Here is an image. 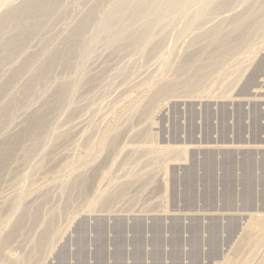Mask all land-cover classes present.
Segmentation results:
<instances>
[{
    "label": "rangeland",
    "instance_id": "1",
    "mask_svg": "<svg viewBox=\"0 0 264 264\" xmlns=\"http://www.w3.org/2000/svg\"><path fill=\"white\" fill-rule=\"evenodd\" d=\"M232 1L228 8H219L207 14L199 22L202 25L190 27L182 11L178 12L175 18L167 16L166 21L170 23L157 38L160 41L159 46L154 43L157 44V50H154L156 47L152 44L154 49L151 53L149 51V54L117 50V53H120L115 55V58L114 54L117 53L112 48L104 50L101 47L100 50L98 47L97 52L95 50L84 66L87 79L83 81L86 82L89 77L90 81L85 84L82 81L84 85L81 83L79 91L75 92L76 98L73 97L71 102L74 104H70V108L68 106V109H73L69 110L73 113L65 108L56 114L57 116L50 117V138L34 148L32 154L30 152L27 155L24 153L29 146L26 144L29 143L24 140L26 144L21 143L22 146L20 145L9 162L7 161L4 172L0 173V220L3 224L0 226V235L8 232L16 223L22 207L36 205L45 217L48 214H56V217L53 215L56 232L38 255H35V252V256L29 255L33 253V249L29 250L33 247L31 236L34 232L35 235L39 233L40 227L37 222L26 223L13 241L2 250L5 254L2 262L5 261L6 264L7 260L10 262L9 260L19 259L23 255L20 264H223L226 258L232 256L249 218L264 214L263 37L257 35L254 39L246 41L242 48L232 49L233 53L230 52L232 54L216 67V71L209 72L195 89L190 88L187 92L189 89L180 91L185 88L180 87V92H175L176 94L160 96L155 99V107L153 106L147 117L141 114L144 108L142 105L147 104V100L154 94L150 92L154 90L153 87L163 82L175 83L182 78V71L186 72L184 60L187 58V63V56L198 49L201 51L208 42L206 36H202L207 40L206 43L202 37L199 38L205 29L212 32L217 27H222L223 32L228 31L230 19L239 17L243 11L253 8L254 2H258ZM19 2L21 0H9L7 6L0 5V13L5 7L15 6ZM84 2L82 3L85 4ZM211 4L216 5L215 2ZM68 6L70 7L67 16L71 14L73 19L62 17V20L60 16L62 21H58V18L51 23L53 26L50 28L54 34H49L47 27L41 37L58 35V31L60 34L62 30L64 32L70 29L68 25H72L83 14L87 5L75 2ZM196 8V4H189L187 14L193 13ZM64 18L68 21H64ZM50 28L48 31H51ZM196 34L198 39L194 38ZM232 36L236 38V35ZM235 38L233 42L238 40ZM196 39L202 40L197 41V44ZM39 42L35 40L29 45L27 53L36 52ZM191 44L195 47L192 50L193 47L188 46ZM211 51L213 50H209ZM11 66L12 63L0 65L1 78L9 74ZM181 66L185 68L182 69ZM64 71L60 69L54 74L59 77L61 74L58 73ZM70 72L66 71V76L62 74L63 78H69L70 75L73 77ZM58 77L55 79H63L62 76ZM147 86L149 87L146 88ZM41 89L37 88V91L40 92ZM43 89L45 93L42 94H50L52 90ZM49 94L43 97L49 98ZM40 104H33L32 109L29 108L30 112L39 109ZM137 104H140L139 109L134 108ZM136 108L140 113H137ZM27 112L14 111L9 127L6 126L7 128L0 132V141L7 140L22 130L24 118L30 114ZM108 126H118L115 130L119 131L118 146L116 144L112 153L119 150L115 154L117 156L120 150H123L121 155H125L119 157L129 160L121 161L123 159L112 156L111 150L107 149L108 151L102 152L100 158L95 160L96 163L93 161L86 165L82 172L77 170L79 174L75 172L73 179H82L80 172L84 173L82 176H90V190H86V196H80L82 199L75 196L76 193L72 190L71 196H75L73 200L79 199L73 204L71 202L70 206V203L66 202L68 193L65 195L66 192L59 188L58 179L54 180L52 177L56 173L54 169L57 170L64 162H72L83 155L87 142L97 139ZM145 133L150 134V137ZM140 146H144L143 149L146 147L144 150L149 153V146L152 151V146H184V151L166 154L167 156L161 153L162 156H158H161V159L156 160L154 153L153 155L152 152H144ZM124 147H132L129 155V150L126 151ZM128 156H131V159ZM112 158H116V164L118 159L121 162L117 165L114 163L113 166ZM109 162H112V166H109ZM155 165H163L164 168ZM92 170L94 174H98L93 176ZM103 171H108L104 181L99 177V173L101 176ZM126 178L131 180L125 182ZM122 182L130 183L129 187L125 185L126 190H129L127 193L125 190L126 195H118L115 199L117 202L114 200L115 204H110L111 207L102 205L103 201H100L105 198L103 195L108 192L110 195L117 194ZM104 188H107V191ZM36 189L37 191H34ZM99 190L102 193L97 192ZM108 194L107 196H110ZM96 196L100 199L95 198L93 201L97 199L99 203L96 202L101 206L95 201L94 205L91 200ZM18 197L21 203L16 207L15 201ZM65 203L66 205H63ZM64 206L68 208L64 210ZM58 208L62 210L59 211ZM34 223L38 228L29 229V224L33 226ZM257 247L253 253L255 256L252 255L247 264L263 262L264 236Z\"/></svg>",
    "mask_w": 264,
    "mask_h": 264
},
{
    "label": "bare ground",
    "instance_id": "2",
    "mask_svg": "<svg viewBox=\"0 0 264 264\" xmlns=\"http://www.w3.org/2000/svg\"><path fill=\"white\" fill-rule=\"evenodd\" d=\"M83 1H85L84 2L85 4L82 3ZM257 1H256L257 3L254 2L253 8H248L246 12L243 11L240 16L237 13L238 14L237 16L239 17L230 19V24H229L230 28L228 29V31L223 32L224 29L222 27H217L216 29L214 28L215 30L212 32H209V31L207 32L205 29L204 30L205 32L202 33L199 38H201L202 36L205 38L206 36V39L208 40V42L206 46H204L203 48L207 47L209 49L207 50V48L206 49L201 48L204 51L202 50L199 51L200 49L198 48L200 47L197 46L198 51L194 50L196 52H193L192 54L190 53L191 55L189 54L190 56L189 55L187 56L189 57L187 60V63H185L187 58L184 60V64L186 65V72L185 70L184 71L181 70L182 72H184V74L182 72H178L179 74H183L182 78L179 74H177L180 76L179 78H181L180 80H178L180 83H182L181 86H180V83H177L178 81L174 79L176 81L175 83H170V82L164 83L162 81L163 83L157 84L155 88L153 87L154 90L150 92H154V94L153 96L151 95L150 99H148L149 101L147 100V104L142 105V107L144 108L142 109L141 114L147 117L150 111L155 107L154 106V103L156 102L155 99L159 98L160 96L167 95L169 93L174 94L175 92L179 91L180 87H185V88H182L180 91H182L183 89L185 90L189 89L187 90V92L190 91V88L195 89L198 86V84L203 81V78H205V76L207 77V74H210L209 72L212 73V71L213 72L216 71V67H219L218 65H220L223 62V60H225L228 56H230L233 53L231 51L232 49L237 50V49L242 48L247 43L246 41H249V39L252 40V38L254 39L255 37H257V35H259V37H263L262 40L264 41V0H257ZM8 2L9 0H5V1L3 0L2 2H0L2 3L0 5L7 6ZM75 2L76 3L79 2V4H82L83 6L87 5L85 6L86 8L85 11H83V14H81V16L79 17L77 16L78 18L76 17L77 19L73 22L72 25H68V27L70 28V29H67L68 31L65 30L63 32L62 30L60 34L58 31L57 32L58 35L57 34L53 35L54 32H52V29L50 28L53 26L51 25V23L57 20L60 16H61V19L62 17L69 19L71 14L69 17L67 16V14H69L68 10L70 7L68 5L75 3ZM214 2L216 5L211 4ZM231 2L233 1L232 0H21V2H19L15 6L5 7L6 9H4L3 11L1 10V13H0V65L12 63V66L9 69L10 72L7 76L2 77V78L0 77V132L2 129L5 130L7 128L6 126H8V124L10 123V120L15 110L16 111L22 110V112L25 111V113L28 111L27 113H29L30 109H32L31 106L41 103L40 104L41 107L38 106L39 109L37 108L36 111L32 110L33 111L32 113L30 112V114L26 115V117L24 118L25 120L23 121L24 125L22 127V130L19 133L17 134L15 133L14 136L11 135V137L7 140L0 141V173L2 174L4 172V169H6L7 167L6 166L7 161L9 162V159L14 154V151H16V149L20 147L21 143H24L23 142L24 140L29 143V144L24 143L26 144V146L29 145L27 146L28 148L26 149L24 148L26 150V151L24 150L26 153L23 152L24 154L27 155V153H30V152L32 154L34 148L38 147V145L44 142V140H47L48 138H50V135H48L49 132L51 131L50 129L51 126L49 124L50 117H53V115L57 116L56 114L65 110V108L68 109V106L70 108L72 106V105L70 106V104H74L71 102H73V99L76 98L74 97L75 95H77L75 94V92L79 91L78 88L81 87L80 85L82 81L84 79L85 80L87 79V75L86 76L84 75V71L86 70L84 69L85 63H87L86 61L89 62V60L93 56V53L98 47H100L98 48L100 50H102L101 47L104 50L105 48H107V50L108 48L110 49L112 48L113 51L116 50V53H117V50H119L120 52L121 50L122 51L129 50L130 52L139 51L142 54H149V51L151 53V50L154 49L153 47L154 43L158 44L160 42L157 38L158 36L161 35V33L163 34L162 30L165 31L167 28V24L170 23L166 21L167 16L171 15L172 18H175L177 17L176 15L178 14V12L182 11L184 12L186 21L189 22L188 23L189 26L193 27V25L197 26L198 24H200L199 22L201 19H204V17L207 14L214 12L216 9H219V8L223 9V7L228 8L229 5L232 4ZM193 3L197 5L196 10H194L193 13L187 14V10H188L187 7L189 6V4H193ZM244 3L246 2L244 1ZM75 5L79 6L78 4H75ZM65 18H64V21L66 20ZM61 19L59 18L58 21ZM71 19H73V17ZM67 21L68 20H66V22ZM172 21L173 20H171V22ZM47 27H49L51 31H48L49 28ZM198 27H201V26H198ZM46 28L49 34L51 33L53 34L51 36L47 35V37L43 38L41 36H43L42 35L43 31ZM44 33L46 34V32ZM232 35H236V38L235 36L234 38L238 40L233 42L234 38H232L233 37ZM203 37L202 39L204 40ZM194 38L198 39V35ZM197 39H196V42L202 40V39H199V40ZM230 39H232V41ZM35 40L38 42L40 41L39 42L40 45L35 43V45H38L39 49H37V51L34 53H27L30 47L29 45H32V43H34ZM206 41L204 43H206ZM157 44H155L154 46L156 47ZM159 44L157 45V47L159 46ZM188 46L193 47L194 44L193 45L191 44ZM157 47L154 50H157ZM194 48L195 47L191 48V50ZM205 50L207 51L205 52ZM209 50H213V51L209 52ZM118 53L114 54V56L115 55L118 56ZM60 69L63 71L64 69H66V71L70 70L71 71L70 73H72L73 77H71L70 75L69 78H66V79L63 78L62 74L66 72L64 71L62 73H58V75L61 74L59 75V77L62 76L61 78L63 79L56 80L57 79L56 77L58 76L57 74L55 76L54 73ZM54 76L56 79L54 78ZM64 76H66V74H64ZM179 78H176V79H179ZM88 79L89 80H87L86 82L83 81V83L85 84L89 82L90 77ZM174 80H171V82ZM83 83L82 85H84ZM148 87L149 86H147L146 88ZM37 88L39 89L49 88L50 90L52 88L51 93H50L51 95L47 92L46 94L50 95V96L49 95L47 96L49 98H46L45 96L43 97V95H46V94H42V93H45L44 89L43 90L41 89L39 90L40 92H38ZM141 96H142V93H141ZM127 102L128 103H126V105L127 104L129 105V101ZM119 104H123V103H119ZM127 106L126 108H128ZM138 106H140V104H137V106L135 105L134 108L135 107L138 108ZM137 108H136V111H137ZM71 109H68V111ZM118 109H121V108H118ZM124 109L123 111L125 112ZM138 111L140 113V110ZM69 112L73 113V111H69ZM138 116H140V114ZM115 127L116 126H112V127L108 126V128H106V131L104 133H102L101 135H98L97 139L94 138L95 140H89V142H87L86 144L87 149L84 152V154L83 155L78 154L81 156H79L76 160L74 159L75 160V161L73 160L74 162L73 161L72 162L68 161L64 163L62 162L63 164L57 167V170L54 169L56 173L54 172L55 175L52 177H54V180L58 179L59 181L58 185L60 186L59 188L63 192H66L65 195L67 193L69 194V196H67L68 194L66 195V197H69L68 200H66V202L67 203L69 202L70 206H72L71 202L73 204L74 201L79 199L77 198L76 200H73L75 199V196L77 197L86 196L85 193L88 192L86 190L88 189V187H90L89 180L91 178H89L90 176L88 177L84 175L85 178L84 176H82L84 174V173L83 174L81 173L82 168L87 167L86 165L90 164L93 161L95 162V160L100 155H102V152H104L105 150L108 151L107 149H110L112 156L116 158L117 156L119 157L121 155L123 150L122 151L120 150L117 156L115 155L119 151L118 147L115 148L118 151H116V153L113 152L114 154L112 153V149L114 151V147L118 143L117 141L119 138V135H118L119 131L116 132L117 129L115 130ZM142 133H143V130H142ZM149 135L150 134H148V137H150ZM91 139H93V137ZM140 147L143 149L144 146L143 147L140 146ZM149 147L148 149H150V151L152 152L150 153L155 154L156 158L155 157L153 158H155L156 160L157 158H160L162 156L161 153H165V155L166 154L172 155L175 152L183 153L184 151V146H177V147L176 146L175 147L163 146L161 148L157 146H152L153 151L151 150V147L150 148ZM134 148L136 149V147ZM131 149H126V151L129 150L127 152V155H129L128 153L131 151ZM144 149H143L144 152L147 151V153H149L148 150H144ZM109 153L107 152V154ZM159 154L161 155L160 157H158ZM123 155H125V153ZM179 156H182V155H179ZM163 157H164V154H163ZM116 158H114V160ZM119 158L123 159L122 157H119ZM124 159H126V162H128L127 161L128 158H124ZM124 159L121 161H125ZM114 160L112 161L113 166L116 164ZM64 161H66V159ZM117 161L121 162L119 159ZM118 162L117 164H119ZM111 163L109 166H112ZM152 164L153 163H151V166ZM160 166L157 165L156 167H160ZM164 166H165V163H164ZM162 167L163 165L161 166V168ZM91 168H93V166H91ZM77 170L81 171L80 178L83 177L80 180L77 177L75 178L78 180L73 179L74 178L73 176H75L74 173ZM87 171H90V170H87ZM103 172L104 173L101 176L100 174L102 173V171L101 173H99V177L102 178L101 180L106 178L107 177L106 175L108 174V171L106 172L103 171ZM95 174L93 171V176ZM87 177H88V181H87ZM93 178H96V177H93ZM97 179H98V176H97ZM126 179L127 181L125 182H129L131 180L129 178H126ZM96 181L98 182V180ZM98 183L100 184V182ZM116 183L114 184L115 186H116ZM128 184L130 183L126 184L122 182L121 186L118 185L120 187L117 186L119 190L117 191L118 192L117 194L110 195V193L108 192L109 194L106 193L105 195H103L105 196V198L104 199L101 198L102 200L100 201L101 203L103 201L102 205L105 204L107 205V208H108L110 204L111 205L115 204L117 202L115 200L116 197H118V195L123 196L126 190L125 185L129 187ZM37 186L41 187V185H37ZM148 186H149V183H148ZM42 189H43V186H42ZM106 189L105 191H107ZM72 190H74V193H76L74 194L75 196L73 195L74 197L71 196V194H73ZM100 190L97 192L102 193V191ZM140 190H143V189H140ZM34 191H37V189ZM105 191L103 192L105 193ZM127 191L129 190L127 189L126 193ZM39 192L40 191L38 190V193ZM107 194L110 196H107ZM60 195L62 194L60 193ZM65 195L63 193L64 198H65ZM95 198H98V197L96 196L92 198L91 200L93 201V199ZM98 199H100V197ZM114 200H115V203H114ZM94 201L96 202L98 200L96 199ZM15 202H16V207H18L21 203V199L19 198ZM95 202H94V205H96L97 203ZM63 205H66V203ZM66 208L68 207L66 206L64 210ZM58 210L60 211L62 209L58 208ZM53 215H51L52 216L51 217L48 214L46 215L47 217L46 218L45 215L44 216L42 215L41 210L36 205L22 207L20 209L19 216H18V219L16 220V223L10 228L8 232L0 235V264H5V261L2 262V260L5 257V254H3L2 250L4 249V247H6L8 244H10L13 241V239L16 237L18 232L22 228L25 227L26 223L31 224L32 222H37L38 226L40 227L39 233H36L35 235V232H34V234L31 236L30 242L32 243L33 247L30 248L31 250H29V251H32L33 249V253L29 252L30 253L29 255L32 256L35 253H36L35 255H38L43 249V247L51 240V238L54 236L56 232L55 227H54V222H53V218L56 217L55 216L56 214L54 215L55 217ZM0 223H1L0 226H3L1 220H0ZM30 224H29V229H32L33 227L38 228V226H35V223L33 224V226L32 225L30 226ZM0 230H2V228ZM263 236H264V214L261 216L259 215L251 216L249 218L248 223L246 224L244 228V232H243L242 237L240 238V241H238L236 247H234L235 249L233 248L234 253L232 252L233 253L232 256L226 258L223 264H247L248 260L249 261L251 260L250 257L253 255L256 248H258L257 246L261 242ZM4 252H7V251H4ZM7 256L9 258V255ZM253 256H255V254ZM21 257H19V259L15 257L17 260L16 259L14 260L12 257L13 259L12 261L14 262H12L11 260H9L10 262H8L7 260L6 264H20L22 263L21 261H23V260H20ZM22 258H24V256ZM261 264H264V260Z\"/></svg>",
    "mask_w": 264,
    "mask_h": 264
}]
</instances>
